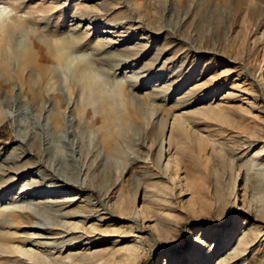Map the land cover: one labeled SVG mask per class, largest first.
<instances>
[{
  "label": "rangeland",
  "instance_id": "374dc122",
  "mask_svg": "<svg viewBox=\"0 0 264 264\" xmlns=\"http://www.w3.org/2000/svg\"><path fill=\"white\" fill-rule=\"evenodd\" d=\"M0 2L16 51L0 68V212L28 201L62 223L44 239L32 215L7 217L0 264H41L31 251L50 264H264V225L246 212L264 190L241 196L264 172V0ZM32 42L46 78L24 67Z\"/></svg>",
  "mask_w": 264,
  "mask_h": 264
},
{
  "label": "bare ground",
  "instance_id": "6f19581e",
  "mask_svg": "<svg viewBox=\"0 0 264 264\" xmlns=\"http://www.w3.org/2000/svg\"><path fill=\"white\" fill-rule=\"evenodd\" d=\"M10 18V9L8 8V6L7 5H5V3H3V2H0V31H1V29L3 28V27H6V26H8V25H6L5 24V22L6 21H8V19ZM16 21V20H15ZM14 21V22H15ZM11 24H14L15 25V23H12V21L10 22ZM16 23H18V22H16ZM8 24V23H7ZM6 25V26H5ZM18 25V27H19V23L17 24ZM9 27V26H8ZM22 29V28H21ZM13 33H14V31L13 30H11V29H8L7 28V30H5L4 32H0V35H2L3 36V34L4 35H7V45H9V47H8V49H6V48H3V49H0V68L1 69H9L10 68V56H11V54H16V51L14 50V49H12V38H13ZM32 45H31V47L27 50L26 49V55H25V60H26V62H25V66L24 67H26V69L28 68H30V76L33 78H36L37 77V75L39 76V77H41V78H46L47 76H48V60L46 59L47 57L44 55V53H46L45 52V50L42 48V46L41 45H39V44H36V43H31ZM15 45V44H14ZM80 46H81V44H80ZM15 47V46H14ZM0 48H1V46H0ZM61 49H62V47H61ZM58 51V50H57ZM56 51V52H57ZM47 53H48V55H50L51 57H53L54 59H56V60H59V56L58 55H54V50H49V51H47ZM58 53V52H57ZM113 67V66H112ZM34 69L35 70H37L38 72H37V74H35V72H34ZM33 78V79H34ZM32 82H34V80H32ZM84 90V89H83ZM91 90V89H90ZM103 96H104V94H103ZM102 96V97H103ZM104 97H107L108 98V96H104ZM109 99H110V97H109ZM98 102V101H97ZM96 103V102H95ZM91 104H92V102L88 99V100H84V106H85V108H90V106H91ZM94 105V104H93ZM92 108H93V106H92ZM96 108V107H95ZM210 108V107H209ZM206 109V108H205ZM211 109V108H210ZM209 109V110H210ZM96 110V109H95ZM100 110H101V108H100ZM119 110V109H118ZM102 111V110H101ZM117 111V110H116ZM115 111V112H116ZM198 111V110H197ZM205 111V110H204ZM100 112V111H99ZM115 112H113V113H115ZM119 112V111H118ZM199 112H201V111H199ZM203 113V112H202ZM206 113V112H205ZM209 112H207V114H208ZM218 113H216V115H217ZM124 115V114H123ZM122 115V116H123ZM214 115V114H213ZM220 115V114H219ZM119 116V115H118ZM124 117L125 116H123L122 117V119H124ZM2 118V116L0 117V119ZM214 118V117H213ZM118 119V118H117ZM221 119H224V118H222L221 117ZM219 120H220V118H219ZM183 121V120H182ZM181 121V122H182ZM124 123H126V121L124 122ZM184 123V122H183ZM114 128V127H113ZM124 128H125V126H124V124L121 126H119V125H115V128H114V130H113V132H114V134H119V133H121V131H123L124 130ZM123 129V130H122ZM264 131V130H263ZM111 132V131H110ZM112 132V133H113ZM264 133V132H263ZM210 134V133H209ZM115 135V136H116ZM262 136V135H261ZM231 137V136H230ZM264 136H262L261 138H263ZM230 140V139H229ZM260 140H262V139H260ZM31 149V148H30ZM29 149V150H30ZM72 150V149H71ZM37 163V162H36ZM35 165V164H34ZM263 166V165H262ZM261 166V167H262ZM4 169H7V168H4ZM260 170H261V168H259ZM262 169H264V167L262 168ZM254 172V171H253ZM260 172V171H259ZM256 173V172H254V173H252V174H250V176L247 178V180H251V179H253L257 184L255 185V186H253V185H250L249 184V182H247V185H243L242 186V188H241V190H242V193H241V196L244 198V197H247L246 195L248 194V192L250 191L251 193H253L254 191H263L264 190V172L262 171L261 173ZM33 173H36V172H33ZM22 174V173H21ZM36 174H38V173H36ZM252 175V176H251ZM251 177V178H250ZM1 180H4L3 178L1 179ZM6 180V179H5ZM6 181H8L9 182V179L8 180H6ZM8 182H6V183H8ZM5 183V184H6ZM10 183V182H9ZM253 183V182H252ZM52 185H55L56 186V188H57V190H61V189H63V185L62 184H60V183H54V184H52ZM1 186H3V185H1ZM1 188V187H0ZM19 193V192H18ZM260 193H262V192H260ZM20 194V193H19ZM22 194V193H21ZM255 194V193H254ZM11 196V195H10ZM164 196H166V195H163V197ZM14 197V196H13ZM17 197V196H16ZM25 197V196H24ZM76 197V196H75ZM168 197V196H167ZM172 197V196H171ZM1 198V197H0ZM12 198V197H11ZM15 198V197H14ZM71 198V197H70ZM68 199V204H70V202H71V200L72 199H75V198H72V199ZM1 199H3V198H1ZM18 201H19V199L21 200V201H23L24 199L22 198V196L21 197H19L18 196ZM162 199V198H161ZM14 200V199H13ZM164 200H168L167 198H165ZM170 200V199H169ZM260 200H262V199H259V202H260ZM24 202V201H23ZM165 202V201H164ZM256 202V201H255ZM258 202V203H259ZM264 202V201H263ZM261 203V204H260ZM259 204H256L255 206H252V204L250 203V204H248V206H246L247 207V213L248 214H251V216H253V218H255V219H257L261 224L260 225H262V227H263V225H264V204H262V202H260ZM22 204H24V203H22ZM12 208V207H11ZM4 209H6V208H4ZM8 209V208H7ZM142 210H143V208H142ZM248 211H251V213H249ZM44 212V211H43ZM42 212V213H43ZM42 213H38L37 212V210L36 209H34L33 207H31V205H30V202H29V204H28V201L26 202V204H24V206L23 205H14L13 206V209H11V210H2L1 212H0V218H2V220H0V222H6L5 220H6V218L7 217H11L12 219H15L16 220V217H20L22 214H26V215H32L36 220H38V221H40V223H42L41 225H43L41 228L39 227V226H37V225H34L33 224V222H32V224H29V223H31V222H29L28 224H29V227H32V228H34V229H36L37 230V232H34V233H32L31 235L33 236V237H39V238H44V239H48V238H52V235L50 234H48V236L45 234V233H50V230H53V229H55L56 228V226H58V225H61L62 226V223H60L58 220H57V218H55L56 216H54V214H51V213H47V211L46 212H44V214H42ZM69 213V214H68ZM67 214H66V212H65V214H63V215H61V214H59L58 216H69V215H71L70 214V212H68ZM9 218H8V220H9ZM37 221V223H39ZM17 222V221H16ZM82 223V222H81ZM6 224H8V223H6ZM6 224L4 225V226H6ZM12 225V224H11ZM22 225V224H21ZM20 225V226H21ZM23 226V225H22ZM61 226L59 227L60 229H61ZM87 226V225H86ZM94 226V225H93ZM91 227L90 228V226H89V230L87 229V227L86 228H84V229H87V230H82V232L83 233H85V234H87V235H89L90 233H92V232H94L95 231V226L94 227ZM11 227V226H10ZM77 228V227H76ZM256 228V227H255ZM260 228V227H259ZM57 229V228H56ZM63 229V228H62ZM65 230V229H64ZM254 230V229H253ZM39 231V232H38ZM59 231V230H58ZM66 231V230H65ZM260 231V229H258V232ZM262 231V230H261ZM67 232V231H66ZM3 233V232H2ZM1 233V234H2ZM5 233V232H4ZM4 233L2 234V235H4ZM55 233V232H54ZM256 233V232H255ZM254 233V234H255ZM0 234V235H1ZM8 234L9 233H7V236H8ZM258 234V233H257ZM256 234V235H257ZM264 234V233H263ZM62 235V234H61ZM4 236H6V233H5V235ZM6 236V237H7ZM10 236V235H9ZM8 236V238H6V239H9L10 237ZM60 236V234H58V236L57 237H54V238H58ZM2 238L3 237H1V239L0 240H2ZM255 238V237H254ZM55 240V239H54ZM79 240V239H78ZM82 240V239H81ZM80 240V241H81ZM254 240V239H253ZM51 241V240H50ZM82 243H87V242H85V241H83ZM248 243V242H247ZM261 244V243H260ZM42 245V244H41ZM82 245H84V244H82ZM40 247V246H39ZM18 252H20L19 250H17ZM26 252V251H25ZM21 253H23V251L21 252ZM68 254V253H67ZM74 255L76 254V253H73ZM81 254V253H80ZM27 256H28V259H30V260H32V261H35V262H39V263H43V264H46V263H48L49 262V258H48V256L46 255V254H44V252H42V251H35V252H33V251H31L30 253H28L27 254ZM77 256H79L78 254H76V257ZM65 257V256H64ZM67 257V256H66ZM70 257V256H69ZM74 257V256H73ZM75 257V258H76ZM62 258V257H61ZM65 258H63V260H64ZM100 259V258H99ZM66 260H68L67 258H66ZM244 259H241L240 261H243ZM97 261V260H96ZM70 262V261H69ZM108 262V261H107ZM41 263V264H42ZM74 263V262H73ZM76 263V262H75ZM83 262H78L77 264H82ZM32 264V263H31ZM48 264H50V263H48Z\"/></svg>",
  "mask_w": 264,
  "mask_h": 264
}]
</instances>
